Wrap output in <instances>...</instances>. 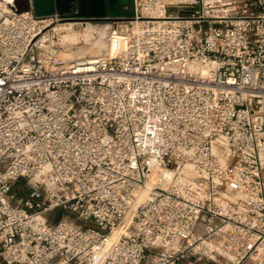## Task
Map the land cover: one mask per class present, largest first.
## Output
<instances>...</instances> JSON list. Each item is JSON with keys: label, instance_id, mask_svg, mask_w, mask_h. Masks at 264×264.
<instances>
[{"label": "built area", "instance_id": "1", "mask_svg": "<svg viewBox=\"0 0 264 264\" xmlns=\"http://www.w3.org/2000/svg\"><path fill=\"white\" fill-rule=\"evenodd\" d=\"M0 4V264H264V0H132L68 62Z\"/></svg>", "mask_w": 264, "mask_h": 264}, {"label": "bare ground", "instance_id": "2", "mask_svg": "<svg viewBox=\"0 0 264 264\" xmlns=\"http://www.w3.org/2000/svg\"><path fill=\"white\" fill-rule=\"evenodd\" d=\"M212 1V0H210ZM3 4H0L2 7ZM66 23V24H63ZM121 31H129L130 27L125 24L118 26ZM112 27L109 24L92 23V22H62L55 26L59 34L60 43L58 46L56 59L59 62H68L82 57L103 56L109 53V33ZM47 40L46 35L41 37ZM83 40L87 43L88 48L81 50L78 47V41ZM46 52H41V59H44ZM223 160H226L223 158ZM155 178L150 179L148 185L154 182Z\"/></svg>", "mask_w": 264, "mask_h": 264}, {"label": "water", "instance_id": "3", "mask_svg": "<svg viewBox=\"0 0 264 264\" xmlns=\"http://www.w3.org/2000/svg\"><path fill=\"white\" fill-rule=\"evenodd\" d=\"M16 13L32 11L37 17H47L54 13L62 16L75 15L79 20L113 21L132 15V7L115 9L111 3L105 6L103 0H12Z\"/></svg>", "mask_w": 264, "mask_h": 264}, {"label": "rangeland", "instance_id": "4", "mask_svg": "<svg viewBox=\"0 0 264 264\" xmlns=\"http://www.w3.org/2000/svg\"><path fill=\"white\" fill-rule=\"evenodd\" d=\"M172 12H174V11H171V13ZM69 21H75V22H80V21H76V20H69ZM65 22H68V21H65ZM86 22H88V21H85V23ZM89 22H92V21H89ZM92 23H101V21H95V22H92ZM57 24H61V23H57ZM56 24V25H57ZM63 24H66V23H63ZM102 24V23H101ZM55 25V26H56ZM78 47L81 49V50H83V49H87L88 48V46H87V43L86 42H84L83 40H79L78 41ZM29 190V188H28V185L27 184H25V182L23 181V180H20L19 181V183H16L15 185H14V193L17 195V196H19V195H22V196H25L26 195V193H27V191ZM63 213L64 214H68V212H64V211H62V210H57V211H55V212H51V213H49L48 214V219H51V222L53 223V224H55L57 221H58V219H60V217H62V215H63ZM68 216H69V214H68ZM71 217V216H70ZM80 224H85L84 223V221H81V222H79ZM89 225H91V224H89Z\"/></svg>", "mask_w": 264, "mask_h": 264}, {"label": "flooded vegetation", "instance_id": "5", "mask_svg": "<svg viewBox=\"0 0 264 264\" xmlns=\"http://www.w3.org/2000/svg\"><path fill=\"white\" fill-rule=\"evenodd\" d=\"M103 2L105 3L106 8L109 3H111L115 9L132 7V0H103ZM70 18H72V20H79L75 15H71Z\"/></svg>", "mask_w": 264, "mask_h": 264}, {"label": "crops", "instance_id": "6", "mask_svg": "<svg viewBox=\"0 0 264 264\" xmlns=\"http://www.w3.org/2000/svg\"><path fill=\"white\" fill-rule=\"evenodd\" d=\"M1 8H2V9H4V10H7V8H6V7H3V6H2V7H0V9H1ZM17 183H19V182H17Z\"/></svg>", "mask_w": 264, "mask_h": 264}]
</instances>
